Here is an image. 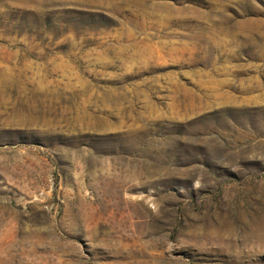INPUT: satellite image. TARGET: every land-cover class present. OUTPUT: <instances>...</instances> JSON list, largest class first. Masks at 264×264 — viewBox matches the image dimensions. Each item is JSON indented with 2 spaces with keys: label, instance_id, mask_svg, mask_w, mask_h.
<instances>
[{
  "label": "rangeland",
  "instance_id": "1",
  "mask_svg": "<svg viewBox=\"0 0 264 264\" xmlns=\"http://www.w3.org/2000/svg\"><path fill=\"white\" fill-rule=\"evenodd\" d=\"M0 264H264V0H0Z\"/></svg>",
  "mask_w": 264,
  "mask_h": 264
}]
</instances>
